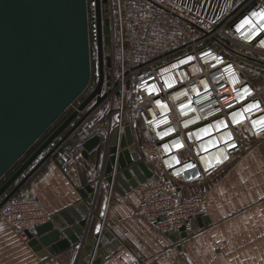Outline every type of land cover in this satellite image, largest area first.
<instances>
[{
    "label": "built area",
    "instance_id": "2783aa9c",
    "mask_svg": "<svg viewBox=\"0 0 264 264\" xmlns=\"http://www.w3.org/2000/svg\"><path fill=\"white\" fill-rule=\"evenodd\" d=\"M153 1L159 6L150 0L102 2L112 40L105 98L54 142L48 161L66 170L94 136L109 138L117 131L121 137L126 127L135 134L140 121L156 162L152 176L135 188L141 212L161 232L181 234L184 228L191 235L192 221L206 208L202 196L183 194L182 187L206 181L233 163L247 139L264 137V123H257L264 122V32L248 26L236 31L245 18L256 21L253 13L264 12V0H244L222 22L207 25L192 22L167 1ZM94 27L90 56L97 78L90 92L98 81L95 15ZM217 40L235 46V58L211 44ZM91 81L92 75L88 87ZM75 102L72 112L80 105ZM50 216L24 186L0 208V218L24 241ZM105 229L103 219L101 233Z\"/></svg>",
    "mask_w": 264,
    "mask_h": 264
},
{
    "label": "water",
    "instance_id": "95a60500",
    "mask_svg": "<svg viewBox=\"0 0 264 264\" xmlns=\"http://www.w3.org/2000/svg\"><path fill=\"white\" fill-rule=\"evenodd\" d=\"M102 2L106 0H95L99 57L96 87L0 186V208L49 160L54 142L65 132L64 136L70 134L105 98L101 92L105 64H111L112 40L110 20L103 17ZM91 75L87 0H0V180L85 92ZM90 104L85 115L77 120L79 111ZM135 136L137 132L134 134L132 128L126 127L121 137L115 131L104 142L96 135L85 143L83 155L95 152L97 166L102 164L99 186L80 188L81 201L51 214L48 221L28 232L29 246L42 260L79 243L80 264H91L97 247L95 260H101L104 239L120 246L111 229L87 237L93 215L89 217V205L103 182L124 195L152 176V169L139 153L142 143ZM206 223L207 216H198L192 221L194 231ZM182 230L181 234H172L173 241L188 236Z\"/></svg>",
    "mask_w": 264,
    "mask_h": 264
},
{
    "label": "crops",
    "instance_id": "0c3cea01",
    "mask_svg": "<svg viewBox=\"0 0 264 264\" xmlns=\"http://www.w3.org/2000/svg\"><path fill=\"white\" fill-rule=\"evenodd\" d=\"M157 1H167L192 22L207 25L222 22L244 0ZM102 127L108 129L105 123ZM137 133L135 138L143 143L145 137L139 128ZM141 149L139 145L144 158ZM96 159L95 152L81 155L66 170L47 161L24 187L48 213H58L82 200L80 188H98L102 164L97 166ZM181 191L204 198L203 215L209 223L197 225L198 231L175 242L172 234L157 230L141 212L136 189L120 195L114 189L110 192V186L103 182L89 205V217L93 215L87 237L99 233L104 219L120 246L104 239L101 260H95L97 247L91 264H264V137L247 139L231 165ZM81 259L78 243L42 260L29 241L21 239L0 218V264H80Z\"/></svg>",
    "mask_w": 264,
    "mask_h": 264
},
{
    "label": "rangeland",
    "instance_id": "374dc122",
    "mask_svg": "<svg viewBox=\"0 0 264 264\" xmlns=\"http://www.w3.org/2000/svg\"><path fill=\"white\" fill-rule=\"evenodd\" d=\"M88 10H89V27H90V40L93 42L94 40V35H95V27H94V15H95V0H88ZM212 45H214L216 48H218V50L222 51L223 53H225L229 58H235L234 55V50L236 49L235 46L229 44V42L223 43V41L221 40H217V41H212L211 42ZM228 48H227V47ZM241 63L245 64V66L249 67V63L247 62H242V60H240ZM93 64V62H92ZM249 75L252 74V72L247 71ZM96 78H97V70L95 68V65H92V81L90 86L88 87V89L76 100L75 104H81L85 98L91 93V87L95 84L96 82ZM72 107L68 108V110L62 115L61 119L65 118L67 115H69V113H72ZM76 121V120H75ZM74 121V123H75ZM72 125V124H71ZM135 125L137 128L140 129L141 134L145 137L143 138V143L141 146V150H142V154L144 156V158L142 157V159L148 164V166H150V168H155L156 166V162L154 159V151L153 149H151L150 146V141L149 138L145 132V129L142 125V123L138 120L135 121ZM54 127H52L50 130H48L46 132V135H44V137H42L40 140H38L23 156L22 158L6 173V175L0 180V186L15 172L17 171L21 165H23V163L25 161H27V159L44 143V141L47 138V135L49 136V134H51L52 130ZM46 153V152H45ZM44 156V154L39 158L41 159ZM35 164V163H34ZM36 165V164H35ZM34 165V166H35ZM33 165H31L32 167ZM33 166V167H34ZM32 167V168H33ZM30 168V167H29ZM28 168V169H29ZM31 168V169H32ZM30 169V170H31ZM29 170V171H30ZM28 170L13 184V186H15L28 172Z\"/></svg>",
    "mask_w": 264,
    "mask_h": 264
},
{
    "label": "snow or ice",
    "instance_id": "6c2138e0",
    "mask_svg": "<svg viewBox=\"0 0 264 264\" xmlns=\"http://www.w3.org/2000/svg\"><path fill=\"white\" fill-rule=\"evenodd\" d=\"M253 16L256 17V21L245 18L239 25H237L236 31L240 32L245 28V26H248L254 29H258V31H256L255 34H259V32H264V12L253 13ZM257 123H264V122H257Z\"/></svg>",
    "mask_w": 264,
    "mask_h": 264
},
{
    "label": "trees",
    "instance_id": "16d2710c",
    "mask_svg": "<svg viewBox=\"0 0 264 264\" xmlns=\"http://www.w3.org/2000/svg\"><path fill=\"white\" fill-rule=\"evenodd\" d=\"M63 114H64V113H63ZM61 117H62V115H61V116L59 117V119H58V120H57V121H56V122H55V123L49 128V130H50L52 127H54L53 130H52V132H53V131H54V130H55V129H56V128H57V127H58V126L64 121V120H65V118H66V117H65V118H63L62 120H60ZM44 135H46V133H45ZM44 135H43L42 137H44ZM49 135H50V134H49ZM42 137H41V138H42ZM47 137H48V135H47ZM41 138H40V139H41ZM40 139H39V140H40Z\"/></svg>",
    "mask_w": 264,
    "mask_h": 264
}]
</instances>
